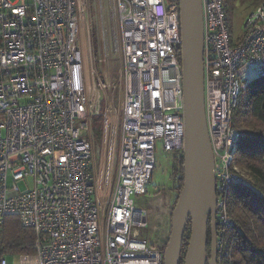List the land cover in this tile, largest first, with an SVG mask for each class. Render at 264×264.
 <instances>
[{
	"label": "built area",
	"instance_id": "1",
	"mask_svg": "<svg viewBox=\"0 0 264 264\" xmlns=\"http://www.w3.org/2000/svg\"><path fill=\"white\" fill-rule=\"evenodd\" d=\"M116 1L125 95L114 184L97 169L91 139L92 118L118 112L109 97L102 105L108 84L86 60L89 0H0V225L13 215L35 231L34 262L23 256L25 264H164V250L144 237L140 198L158 140L178 160L184 156L180 9L166 0ZM202 8L219 261L229 254L231 189L247 183L236 162L241 136L233 115L240 78L250 68L264 76V2L237 44L225 0H202Z\"/></svg>",
	"mask_w": 264,
	"mask_h": 264
},
{
	"label": "rangeland",
	"instance_id": "2",
	"mask_svg": "<svg viewBox=\"0 0 264 264\" xmlns=\"http://www.w3.org/2000/svg\"><path fill=\"white\" fill-rule=\"evenodd\" d=\"M10 1L15 2L16 0ZM27 1L31 2V0ZM255 6L250 4L249 1L244 5L236 3L228 13L230 34L232 39L235 40V44L243 39L248 15ZM88 26V31L83 34L84 40L88 41L86 51L88 67L95 69L100 80L108 84L105 91L100 90L102 105L107 104L109 97L114 102L118 112V114L113 115L108 113L109 119L101 115L102 121L97 120L98 117H93L91 139L94 144L95 165L97 169H100V172L104 170L105 176L109 171L113 175V183L115 184L121 136V120L119 119L121 116L118 115L121 111V98L125 95L124 82L121 78L123 53L118 32L117 1L89 0ZM94 34L97 37L96 51ZM96 58L100 60L99 63L98 61L96 63ZM259 78V72L250 68L240 78L241 90L246 88L248 83ZM93 83L96 84V87L95 84L93 86ZM92 86L93 90H96L100 86L99 81L93 82L92 80ZM94 93L98 94L99 92ZM112 94L114 99L111 97ZM103 129L104 132H102ZM155 159L156 167L152 181L145 196L140 198V201H142L140 205L147 211L148 215L147 227L143 230L144 237L148 239L153 247L163 249L166 248L170 238L172 213L181 192L182 177L180 176L182 174L178 168V159L174 153L164 151L161 140L156 142ZM20 186L22 189L25 188L23 184H20ZM21 257L23 256L9 259V264H25L21 261ZM28 257H30V263L34 262V256Z\"/></svg>",
	"mask_w": 264,
	"mask_h": 264
},
{
	"label": "water",
	"instance_id": "3",
	"mask_svg": "<svg viewBox=\"0 0 264 264\" xmlns=\"http://www.w3.org/2000/svg\"><path fill=\"white\" fill-rule=\"evenodd\" d=\"M184 91V184L172 213L165 264H180L191 223L185 264H218L215 161L205 113L204 18L202 0H179ZM211 222V254L208 225Z\"/></svg>",
	"mask_w": 264,
	"mask_h": 264
},
{
	"label": "trees",
	"instance_id": "4",
	"mask_svg": "<svg viewBox=\"0 0 264 264\" xmlns=\"http://www.w3.org/2000/svg\"><path fill=\"white\" fill-rule=\"evenodd\" d=\"M248 1L256 5L255 7L264 2V0H225L227 18L236 3L244 5ZM172 2L179 3V0ZM94 39L96 51L95 34ZM95 61L100 62L97 58ZM96 117L99 121L103 120L101 116ZM233 126L241 136L236 162L246 173L247 183L234 185L231 189L228 210L233 224L224 235L229 254L219 256L218 264L220 260L222 264H264V76L251 81L241 90L234 110ZM179 162L182 174L181 191L184 184V156ZM190 237L191 223L184 236L180 264L185 263ZM35 241V231L23 226L19 217L13 215L6 217L0 225V264L4 258L8 261L17 256H35ZM211 241V222H209L208 255L211 254Z\"/></svg>",
	"mask_w": 264,
	"mask_h": 264
},
{
	"label": "bare ground",
	"instance_id": "5",
	"mask_svg": "<svg viewBox=\"0 0 264 264\" xmlns=\"http://www.w3.org/2000/svg\"><path fill=\"white\" fill-rule=\"evenodd\" d=\"M112 115H113V114H112ZM109 117H110V116H108V119H109ZM180 177H182V176H180ZM146 212H147V211H146ZM168 241H169V240H168ZM151 246H152V245H151ZM152 248H155V247L152 246ZM156 249H161V248H156ZM162 250H164V249H162ZM164 252H165V250H164ZM164 258H165V254H164ZM164 264H165V259H164Z\"/></svg>",
	"mask_w": 264,
	"mask_h": 264
},
{
	"label": "crops",
	"instance_id": "6",
	"mask_svg": "<svg viewBox=\"0 0 264 264\" xmlns=\"http://www.w3.org/2000/svg\"><path fill=\"white\" fill-rule=\"evenodd\" d=\"M114 114H116V113H114ZM119 116V115H118ZM117 116V117H118ZM105 120V119H104ZM115 123V122H114ZM104 128H105V121H104ZM102 132H104V129L102 130ZM23 263H25L23 260H21ZM27 263H30V262H27Z\"/></svg>",
	"mask_w": 264,
	"mask_h": 264
},
{
	"label": "clouds",
	"instance_id": "7",
	"mask_svg": "<svg viewBox=\"0 0 264 264\" xmlns=\"http://www.w3.org/2000/svg\"><path fill=\"white\" fill-rule=\"evenodd\" d=\"M179 4V3H178ZM99 116H101V115H99ZM94 117H96V116H94ZM92 120H93V118H92ZM93 122V121H92ZM34 259V258H33ZM28 262H30V261H28ZM26 263V262H25Z\"/></svg>",
	"mask_w": 264,
	"mask_h": 264
},
{
	"label": "flooded vegetation",
	"instance_id": "8",
	"mask_svg": "<svg viewBox=\"0 0 264 264\" xmlns=\"http://www.w3.org/2000/svg\"><path fill=\"white\" fill-rule=\"evenodd\" d=\"M179 164H180V162H179V160H178V168H179ZM185 264V263H184Z\"/></svg>",
	"mask_w": 264,
	"mask_h": 264
}]
</instances>
